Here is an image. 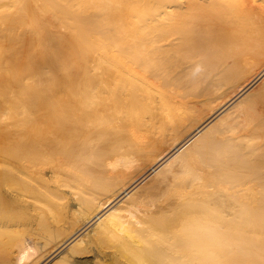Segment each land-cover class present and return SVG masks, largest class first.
<instances>
[{
    "label": "bare ground",
    "instance_id": "bare-ground-1",
    "mask_svg": "<svg viewBox=\"0 0 264 264\" xmlns=\"http://www.w3.org/2000/svg\"><path fill=\"white\" fill-rule=\"evenodd\" d=\"M0 264H264V0H0Z\"/></svg>",
    "mask_w": 264,
    "mask_h": 264
},
{
    "label": "rangeland",
    "instance_id": "rangeland-1",
    "mask_svg": "<svg viewBox=\"0 0 264 264\" xmlns=\"http://www.w3.org/2000/svg\"><path fill=\"white\" fill-rule=\"evenodd\" d=\"M147 126H149V124H147ZM150 127V126H149ZM154 137H157V135H154Z\"/></svg>",
    "mask_w": 264,
    "mask_h": 264
}]
</instances>
